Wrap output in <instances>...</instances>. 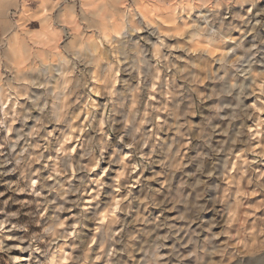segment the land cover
Masks as SVG:
<instances>
[{
    "label": "clouds",
    "instance_id": "obj_1",
    "mask_svg": "<svg viewBox=\"0 0 264 264\" xmlns=\"http://www.w3.org/2000/svg\"><path fill=\"white\" fill-rule=\"evenodd\" d=\"M0 264H264V0H0Z\"/></svg>",
    "mask_w": 264,
    "mask_h": 264
}]
</instances>
